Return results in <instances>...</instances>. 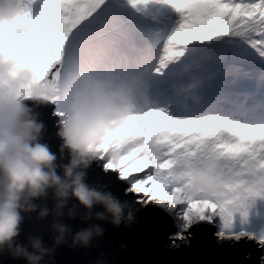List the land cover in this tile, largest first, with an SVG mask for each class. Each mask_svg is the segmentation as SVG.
I'll return each mask as SVG.
<instances>
[{"label": "snow or ice", "instance_id": "obj_1", "mask_svg": "<svg viewBox=\"0 0 264 264\" xmlns=\"http://www.w3.org/2000/svg\"><path fill=\"white\" fill-rule=\"evenodd\" d=\"M173 2L180 26L132 65L136 75L119 50L109 0H44L34 20L0 21V61L51 89L58 116L82 76L132 80L135 106L117 130L121 142L113 149L110 135L98 149L105 174L134 204L163 213L171 247L186 245L193 228L215 229L217 242H251L262 256L264 219L254 209L264 202V0ZM201 165L217 175L207 198L188 191L184 171Z\"/></svg>", "mask_w": 264, "mask_h": 264}, {"label": "clouds", "instance_id": "obj_2", "mask_svg": "<svg viewBox=\"0 0 264 264\" xmlns=\"http://www.w3.org/2000/svg\"><path fill=\"white\" fill-rule=\"evenodd\" d=\"M25 4L26 0H0V21L19 16ZM134 86L132 80L112 83L87 76L80 78L78 89L65 105V115L59 116L56 125L55 135L61 141L59 158L62 161L65 152L68 156L66 164L58 165L57 156L39 142L43 125L36 122L31 109L22 103L52 104L51 89L34 82L26 70L0 61V256L6 254L25 264H54L52 258L58 247L66 245L69 250L87 251L92 241L104 234L98 224H89L72 234L61 223L63 219L107 222L113 228L134 222V209L126 202L99 186L85 183L86 170L99 163L98 149L107 137H114L113 149L121 142L117 130L134 109ZM112 155L114 152L109 153ZM101 171L105 173L103 167ZM184 171L190 172L186 179L192 195L207 198L216 191L217 175L210 166ZM49 196L53 202L50 209L46 204L35 203L47 201ZM70 200L76 203L65 212ZM95 207L102 211L93 214ZM78 209L83 210L82 215ZM33 214L36 222L51 216L47 229L51 233V247H46L35 232L25 236L23 245L17 243L21 225ZM260 261L264 264V255ZM94 264H107V261L97 260Z\"/></svg>", "mask_w": 264, "mask_h": 264}, {"label": "water", "instance_id": "obj_3", "mask_svg": "<svg viewBox=\"0 0 264 264\" xmlns=\"http://www.w3.org/2000/svg\"><path fill=\"white\" fill-rule=\"evenodd\" d=\"M22 103L31 109V115L36 122L43 125L39 142L57 156L58 165L66 164L67 153H64V159L61 161L59 158L61 141L55 135L59 116H51L56 104L35 106L28 101ZM101 168L102 162L90 166L86 170L85 183L90 187L99 186L121 202H126L134 209V222L127 227L122 223L119 228H113L107 222L92 220L84 223L79 218L63 219L61 223L70 228L72 234L88 227L89 224H98L104 229V234L99 239L93 240L87 251L79 248L69 250L66 245L58 247L52 258L54 264H94L97 260L107 261V264H261V253L253 243L241 241L229 246L228 243L217 242L213 235L215 229L203 231L193 228L190 230L191 239L186 245L171 247L168 239L171 229L163 213L152 207L140 208L139 205L134 204L131 197L125 195L124 185L116 180L115 174H105ZM57 174H61L59 168ZM35 203L46 204L50 209L53 202L49 196L47 201ZM75 203L70 200L65 212ZM101 211L100 207L92 210L93 214ZM78 212L82 215L83 210L78 209ZM50 224L51 216L43 222H36L35 214L31 218H26L21 225V234L17 238V243L23 245L25 236L35 232L41 236L46 247H51V233L47 231ZM248 253H251L250 259L246 258ZM0 264H25V262L12 260L5 254L0 256Z\"/></svg>", "mask_w": 264, "mask_h": 264}, {"label": "trees", "instance_id": "obj_4", "mask_svg": "<svg viewBox=\"0 0 264 264\" xmlns=\"http://www.w3.org/2000/svg\"><path fill=\"white\" fill-rule=\"evenodd\" d=\"M126 2V4H124ZM165 4L163 0H135V7H133L132 0H109V3L107 7L110 9L112 15L114 16V21L116 24V27H123L124 25L127 26H133L137 24L138 26V32H139V38L134 39L133 34L134 29H131L132 34L128 35L129 40H133L137 45H141L140 50L142 52H146L147 54L150 53L148 51L149 46H157L160 45L163 49L165 45L169 41V33L174 32L175 27H157V26H150V23H148L144 16L149 13L150 11H153L156 9L158 5ZM169 6V5H168ZM171 7L169 6V10ZM142 26V27H139ZM116 31V30H115ZM168 35V36H167ZM118 39L123 40V37L117 35ZM147 39V40H145ZM163 41L162 43L156 42L153 43L154 40L157 41ZM166 43V44H165ZM140 53V56L144 57L146 53ZM135 59V63L139 62V60ZM134 65V64H133ZM132 67V65L129 67V69ZM132 69V68H131Z\"/></svg>", "mask_w": 264, "mask_h": 264}, {"label": "rangeland", "instance_id": "obj_5", "mask_svg": "<svg viewBox=\"0 0 264 264\" xmlns=\"http://www.w3.org/2000/svg\"><path fill=\"white\" fill-rule=\"evenodd\" d=\"M165 4L158 5L155 10L150 11L144 16V19L150 23V26H159L162 25L163 27H175L174 30H177V28L180 26L182 22V15L179 13L175 6L173 0H163ZM44 0H26L25 6L22 8L21 13L19 16H27L29 21L34 20L39 13L42 11ZM126 4V2H124ZM171 9L169 10V6ZM15 18V17H14ZM115 20V19H114ZM9 22L11 20H8ZM137 26V24L133 25ZM114 27H115V34L123 37V40L119 39V42L122 41L121 44H119V50L122 54L126 55L128 57L129 66L135 64V58H132V56L138 57L139 61L141 58L139 55V50L141 45H136L133 42L130 44H127L126 41H128V35L132 34V31L130 29L131 26L124 25L123 27H116L115 21H114ZM142 27V26H139ZM175 33V32H174ZM171 33L170 37L174 34ZM128 34V35H127ZM169 37V39H170ZM148 50L151 52L154 51L153 46H149ZM55 104V103H52ZM58 106L55 105L53 113H57ZM51 113V116H58L53 115ZM227 138V137H225ZM232 142H234V137L231 138ZM254 211L259 212L261 219H264V202L257 201ZM260 221L257 220L255 217L252 219L253 226L257 225Z\"/></svg>", "mask_w": 264, "mask_h": 264}, {"label": "bare ground", "instance_id": "obj_6", "mask_svg": "<svg viewBox=\"0 0 264 264\" xmlns=\"http://www.w3.org/2000/svg\"><path fill=\"white\" fill-rule=\"evenodd\" d=\"M127 42V44H130L131 43V41L130 40H128V41H126ZM122 43V41L121 42H119V44H121Z\"/></svg>", "mask_w": 264, "mask_h": 264}]
</instances>
